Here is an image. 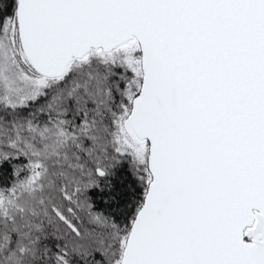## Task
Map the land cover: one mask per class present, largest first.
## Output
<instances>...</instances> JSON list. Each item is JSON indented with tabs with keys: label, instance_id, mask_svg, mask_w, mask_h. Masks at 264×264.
Masks as SVG:
<instances>
[{
	"label": "snow or ice",
	"instance_id": "snow-or-ice-1",
	"mask_svg": "<svg viewBox=\"0 0 264 264\" xmlns=\"http://www.w3.org/2000/svg\"><path fill=\"white\" fill-rule=\"evenodd\" d=\"M6 167L0 264H264V0H0Z\"/></svg>",
	"mask_w": 264,
	"mask_h": 264
},
{
	"label": "trees",
	"instance_id": "trees-1",
	"mask_svg": "<svg viewBox=\"0 0 264 264\" xmlns=\"http://www.w3.org/2000/svg\"><path fill=\"white\" fill-rule=\"evenodd\" d=\"M4 5L7 6L10 3V0H3ZM9 11L11 9L9 8ZM14 178L11 175L10 167H6L3 170H0V184H6V183H11ZM113 179H117L114 177ZM104 191L103 192H97L95 199L98 204H101L103 206V201L108 198V192H109V187L110 184L109 182H105L104 185Z\"/></svg>",
	"mask_w": 264,
	"mask_h": 264
}]
</instances>
